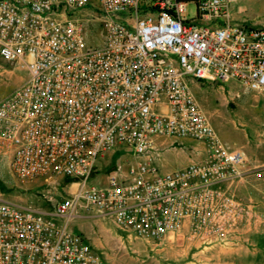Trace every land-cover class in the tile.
<instances>
[{
    "label": "built area",
    "instance_id": "2783aa9c",
    "mask_svg": "<svg viewBox=\"0 0 264 264\" xmlns=\"http://www.w3.org/2000/svg\"><path fill=\"white\" fill-rule=\"evenodd\" d=\"M237 1L0 0V61L25 75L0 99V159L21 183L72 188L49 213L0 198V264H107L56 223L79 212L145 242L264 238V169L220 143L186 83L264 89V28L235 23ZM161 140L202 156L160 172ZM116 145L135 162L87 186Z\"/></svg>",
    "mask_w": 264,
    "mask_h": 264
},
{
    "label": "rangeland",
    "instance_id": "374dc122",
    "mask_svg": "<svg viewBox=\"0 0 264 264\" xmlns=\"http://www.w3.org/2000/svg\"><path fill=\"white\" fill-rule=\"evenodd\" d=\"M186 8L192 10L191 5ZM230 14L235 23L264 28V0H238L231 5ZM94 23H88V29L96 34L98 24ZM100 42L97 36L87 44L96 46ZM24 76L22 70L0 61V99L19 86ZM186 83L220 143L240 149L253 165L264 169V89L247 91L232 81L213 84L187 79ZM153 152L152 164L163 173L180 169L202 156L201 147L187 141L161 140ZM135 160L131 149L114 146L96 160L95 175L86 185L101 186L117 166L122 173ZM69 184L65 178L21 183L10 171L8 160L0 159V198L15 205L49 213L54 202L72 191ZM78 214L80 217L66 223L64 219H56V223L61 227L65 224L67 232L81 236L107 264H264L261 237L229 238L207 245L175 236L145 242L117 230L109 220L91 212Z\"/></svg>",
    "mask_w": 264,
    "mask_h": 264
},
{
    "label": "crops",
    "instance_id": "0c3cea01",
    "mask_svg": "<svg viewBox=\"0 0 264 264\" xmlns=\"http://www.w3.org/2000/svg\"><path fill=\"white\" fill-rule=\"evenodd\" d=\"M105 181V180H104Z\"/></svg>",
    "mask_w": 264,
    "mask_h": 264
}]
</instances>
